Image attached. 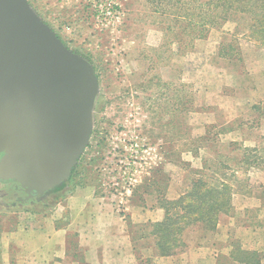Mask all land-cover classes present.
<instances>
[{
	"label": "rangeland",
	"instance_id": "1",
	"mask_svg": "<svg viewBox=\"0 0 264 264\" xmlns=\"http://www.w3.org/2000/svg\"><path fill=\"white\" fill-rule=\"evenodd\" d=\"M28 1L68 48L93 64L100 92L93 133L74 174L58 190L24 204L14 184L0 183V210L22 213L21 220L33 213L40 222L57 212L63 191L79 182L111 201L117 215L128 216L132 231L146 224L149 234L166 216L165 200L178 199L200 177L223 180L236 185L231 212L221 214L216 231L203 224L187 228L177 261L261 264L264 171L232 175L239 161L235 145H262L264 49L240 39L243 64L232 66L218 58L226 37L220 31L191 44L187 37L179 42L168 30L178 11L172 2L161 14L156 0ZM97 3L112 4L114 21ZM232 30L228 23L224 31ZM240 120L254 127L238 130ZM146 243L142 247L153 264L156 239L149 236Z\"/></svg>",
	"mask_w": 264,
	"mask_h": 264
},
{
	"label": "water",
	"instance_id": "2",
	"mask_svg": "<svg viewBox=\"0 0 264 264\" xmlns=\"http://www.w3.org/2000/svg\"><path fill=\"white\" fill-rule=\"evenodd\" d=\"M100 82L93 64L28 0H0V183L20 203L64 184L89 145Z\"/></svg>",
	"mask_w": 264,
	"mask_h": 264
},
{
	"label": "crops",
	"instance_id": "3",
	"mask_svg": "<svg viewBox=\"0 0 264 264\" xmlns=\"http://www.w3.org/2000/svg\"><path fill=\"white\" fill-rule=\"evenodd\" d=\"M84 187L78 182L63 191L57 212L40 222L33 213L21 220L22 213L0 210V264H149L148 249L142 247L147 246L146 224L132 231L128 216L117 215L111 201ZM178 258L156 252L151 257L153 264H179ZM202 264L217 261L205 258Z\"/></svg>",
	"mask_w": 264,
	"mask_h": 264
},
{
	"label": "trees",
	"instance_id": "4",
	"mask_svg": "<svg viewBox=\"0 0 264 264\" xmlns=\"http://www.w3.org/2000/svg\"><path fill=\"white\" fill-rule=\"evenodd\" d=\"M157 1L162 6L159 8L162 11H158L161 14H166V9L164 10L166 3L172 2L177 6L178 11L173 19L174 26L168 27V30L173 31L179 42L182 41V38L187 37L191 44L206 39L214 30L222 32L226 37L224 43L220 45L218 58L232 66H235L236 63L243 64L244 59L239 47L240 39L255 43L264 49V0ZM228 23L234 25V30L224 31ZM234 51H236V55L233 54ZM260 122L258 121L257 127L261 125ZM253 127L254 125L248 120H240L237 129L244 131ZM260 138L261 146H238L235 145L238 143L234 142L236 146L234 151L237 152L239 161L237 162L238 167L233 170V177H235V173L247 174L253 169L264 171V136ZM221 168L232 169L222 166ZM74 172L75 169L72 174ZM234 186L236 187V185H231L223 180L208 181L204 177H200L192 181L187 192L178 199L165 200L161 208H164L166 216L162 221L155 223L153 230L148 234V237L154 236L156 239L157 256H173L185 248L183 233L189 227L203 224V228H206L207 231H216L221 214L228 215L232 210ZM59 188L60 186L54 190ZM147 227L148 225H146Z\"/></svg>",
	"mask_w": 264,
	"mask_h": 264
},
{
	"label": "built area",
	"instance_id": "5",
	"mask_svg": "<svg viewBox=\"0 0 264 264\" xmlns=\"http://www.w3.org/2000/svg\"><path fill=\"white\" fill-rule=\"evenodd\" d=\"M95 8L97 10H100V12L103 13V15L108 17V19L114 21L113 19H115L116 13H115V8L112 6L111 3H97L95 5Z\"/></svg>",
	"mask_w": 264,
	"mask_h": 264
},
{
	"label": "flooded vegetation",
	"instance_id": "6",
	"mask_svg": "<svg viewBox=\"0 0 264 264\" xmlns=\"http://www.w3.org/2000/svg\"><path fill=\"white\" fill-rule=\"evenodd\" d=\"M14 191H15V188H14ZM16 193H17V191H16Z\"/></svg>",
	"mask_w": 264,
	"mask_h": 264
}]
</instances>
